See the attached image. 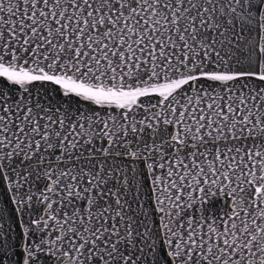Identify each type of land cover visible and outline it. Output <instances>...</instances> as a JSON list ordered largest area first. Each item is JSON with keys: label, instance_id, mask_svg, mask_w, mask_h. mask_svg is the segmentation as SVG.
I'll list each match as a JSON object with an SVG mask.
<instances>
[{"label": "snow or ice", "instance_id": "obj_1", "mask_svg": "<svg viewBox=\"0 0 264 264\" xmlns=\"http://www.w3.org/2000/svg\"><path fill=\"white\" fill-rule=\"evenodd\" d=\"M0 183V264H264V0H0Z\"/></svg>", "mask_w": 264, "mask_h": 264}, {"label": "water", "instance_id": "obj_2", "mask_svg": "<svg viewBox=\"0 0 264 264\" xmlns=\"http://www.w3.org/2000/svg\"><path fill=\"white\" fill-rule=\"evenodd\" d=\"M17 87V86H13ZM31 87V86H29ZM46 87H49L46 85ZM76 103L80 104L85 110L88 107L95 108V105H92L90 102L79 100V98H75ZM114 111V110H113ZM58 154V153H57ZM147 187V185H145ZM11 193L8 191L7 186L3 183H0V225H3V232L8 234V239L10 242L16 244L17 246L23 239V226L24 222L28 220V216H21L20 213L16 211V205L11 201ZM222 201L213 200L208 207L211 210H216L219 208L220 203ZM35 215H39L41 213V208L36 207L35 205L28 210ZM35 239H39V236H35ZM19 247H17V259L19 260ZM41 264H47L46 261H41Z\"/></svg>", "mask_w": 264, "mask_h": 264}]
</instances>
